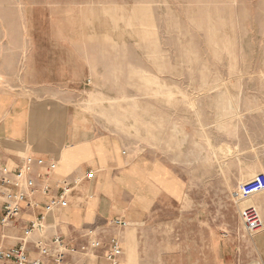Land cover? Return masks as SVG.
Instances as JSON below:
<instances>
[{
	"label": "rangeland",
	"instance_id": "obj_1",
	"mask_svg": "<svg viewBox=\"0 0 264 264\" xmlns=\"http://www.w3.org/2000/svg\"><path fill=\"white\" fill-rule=\"evenodd\" d=\"M80 58L77 110L156 166L131 194L142 222L95 235L122 240L121 264H256L223 166L264 148V0H0V85L56 93L70 81L59 67ZM85 234L63 237L69 263Z\"/></svg>",
	"mask_w": 264,
	"mask_h": 264
},
{
	"label": "crops",
	"instance_id": "obj_2",
	"mask_svg": "<svg viewBox=\"0 0 264 264\" xmlns=\"http://www.w3.org/2000/svg\"><path fill=\"white\" fill-rule=\"evenodd\" d=\"M86 70L87 64L82 58L64 62L58 75L70 81L56 93L39 95L33 91L25 93L12 83L0 85V165L16 170L26 158L45 160L44 166L34 165L36 192L31 199L35 206L25 208L17 222L0 228V234L20 240L29 222L42 212L51 198L60 194L65 183L71 186L65 206L49 214L44 224L49 236L61 234L77 239L91 231L101 234L104 227L112 230V222L118 219L129 222L128 230L131 221L139 225L146 216V202L131 200V194L144 179L150 180L156 166L140 161L131 163V145L125 150L119 135L104 132L100 127L105 125L99 120L89 119L77 110V82L85 77ZM249 155H254L258 163L243 171ZM51 162L56 168L48 171ZM211 173L218 172L213 170ZM259 173H264V148L254 154L240 148L223 166V174L237 176L234 182L238 187ZM175 183L178 201L183 189L178 181ZM46 184L50 185V190L44 193ZM235 203L239 219L240 210L253 207L260 212L264 222V192ZM131 210L136 214L131 215ZM37 234L34 233L31 241L37 239ZM246 236L256 256V264H264V230L252 237ZM18 242L3 241L0 246L12 247ZM30 246L34 247L32 243ZM97 253L98 257L85 253V256L78 255L79 264H104L103 251ZM75 254L77 252H71L70 259L75 258Z\"/></svg>",
	"mask_w": 264,
	"mask_h": 264
},
{
	"label": "built area",
	"instance_id": "obj_3",
	"mask_svg": "<svg viewBox=\"0 0 264 264\" xmlns=\"http://www.w3.org/2000/svg\"><path fill=\"white\" fill-rule=\"evenodd\" d=\"M34 165L44 166L45 160L26 158L16 170H9L4 165H0V228L17 222L25 208L35 206L31 199L36 192ZM55 168L54 162L48 165V171H53ZM43 190L47 193L50 185L46 184ZM70 191V184L65 183L60 194L51 198L43 206L42 212L29 222L24 230V236L17 245L0 247V264H71L67 258L71 252H75V249L65 243L62 235L46 234L44 225L49 214L65 206ZM262 192H264V173H259L240 184L233 197L237 202H241ZM240 221L244 232L250 237L264 230L262 216L256 208L240 210ZM115 224L120 227L128 226V223L121 219L116 220ZM35 232L39 233L38 237L31 241ZM85 237L91 240L90 247L83 248L87 250L84 252L86 255L98 257L97 252L103 251L104 264H121L124 249L122 240L117 235L104 241L91 231L85 234ZM31 243L33 248H30Z\"/></svg>",
	"mask_w": 264,
	"mask_h": 264
}]
</instances>
